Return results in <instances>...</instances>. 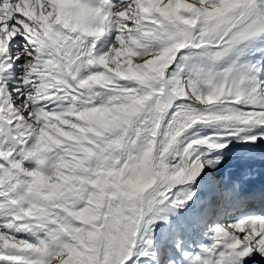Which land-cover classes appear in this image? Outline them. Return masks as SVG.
I'll return each mask as SVG.
<instances>
[{"label":"snow or ice","instance_id":"obj_1","mask_svg":"<svg viewBox=\"0 0 264 264\" xmlns=\"http://www.w3.org/2000/svg\"><path fill=\"white\" fill-rule=\"evenodd\" d=\"M0 264H264V0H0Z\"/></svg>","mask_w":264,"mask_h":264}]
</instances>
